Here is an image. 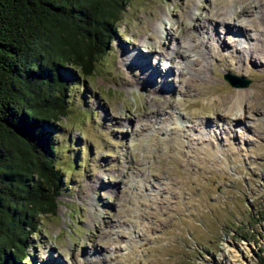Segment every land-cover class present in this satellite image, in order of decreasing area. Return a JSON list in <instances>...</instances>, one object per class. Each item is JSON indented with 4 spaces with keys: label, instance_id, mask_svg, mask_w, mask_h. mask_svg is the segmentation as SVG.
Returning <instances> with one entry per match:
<instances>
[{
    "label": "rangeland",
    "instance_id": "obj_1",
    "mask_svg": "<svg viewBox=\"0 0 264 264\" xmlns=\"http://www.w3.org/2000/svg\"><path fill=\"white\" fill-rule=\"evenodd\" d=\"M222 1L131 0L91 75L60 70L70 82L69 110L46 128L54 135L62 189L54 215L39 216L23 264H258L264 0H246L252 15L237 21L230 17L239 5L222 7ZM218 7L235 31L216 18ZM174 49L182 55L171 64L162 54ZM140 67L149 75L134 80ZM180 72L200 82L196 94H180ZM227 72L248 79V86L229 85ZM239 90L241 114L226 116ZM164 97L171 119L141 130L139 114ZM173 126L180 130L176 138ZM171 146L188 152L184 173L177 156H166ZM156 168L168 179L187 180L173 186L150 176Z\"/></svg>",
    "mask_w": 264,
    "mask_h": 264
},
{
    "label": "trees",
    "instance_id": "obj_2",
    "mask_svg": "<svg viewBox=\"0 0 264 264\" xmlns=\"http://www.w3.org/2000/svg\"><path fill=\"white\" fill-rule=\"evenodd\" d=\"M130 1L0 0V264L25 262L39 216L58 205L63 174L46 127L69 110L60 70L91 75Z\"/></svg>",
    "mask_w": 264,
    "mask_h": 264
},
{
    "label": "bare ground",
    "instance_id": "obj_3",
    "mask_svg": "<svg viewBox=\"0 0 264 264\" xmlns=\"http://www.w3.org/2000/svg\"><path fill=\"white\" fill-rule=\"evenodd\" d=\"M230 2H232V4L233 3H237L239 5V9L235 12V14H233V16L230 17L232 20L234 19V20L237 21L242 14L252 15L253 10L250 9L252 6L251 5H248L246 3V0H237V1H235V0H224V1H222V5H223L222 7L226 6ZM222 7L221 8L218 7L215 10L214 15L216 16V18L217 17L220 18V20H221L220 23L225 27V29L227 31H231V30L232 31H235V29H234L235 27H232V26L230 27V25L227 22L225 23V21H230V20L226 16V13L224 11H222ZM226 24H228V26ZM237 32L243 33V30L238 29ZM234 33H236V32H234ZM165 54L168 55L167 58L170 60L171 64L172 63H175V57H174L175 55H179V56L182 55V53L180 51H178V49H174V50L169 51V52L168 51H164V53L162 54V57H164ZM195 63H199V62L198 61L192 62V65H194ZM168 66L171 67V65H168ZM201 69H202V72L205 71V67H203ZM147 74L149 75L147 69H145L144 67H140L139 70H138V72L137 73H134V75H135V79L134 80H137V79H139L141 77H146ZM178 74L181 76V78L178 79V81L180 82L179 86H181V93L180 94L183 97H186V96L189 97L192 94H196L198 92V89H199L200 85H201L200 82L197 79L190 78L189 76H188V78H186L184 76V74H181V72L178 73ZM168 80L169 79H167V81ZM238 95H239V97L238 98L236 97L235 99H233L232 100V103H230V106L223 110V112L226 114V116L237 117L238 115L241 114V112H240V108H241V104H242L241 103V99H242L241 97L245 96V94H243V92L239 90ZM224 100H225V98L223 99V101ZM170 103H171V101L170 100H167V98L164 97V98H162V100L158 101V104H157L156 107H153V106L152 107H149L147 111L145 110L142 113H140L139 114L140 116H142V115L144 116V119L142 120V123L140 124L141 125L140 126V129L143 130V128H145V127H146V129L147 128H150L156 122H157V124L158 123L160 124V123H163V122H165L167 120H170L171 119V111L169 110ZM253 107L254 106L249 105L248 106V109L249 110H254ZM164 113H166V116L168 115L167 116L168 118L166 116H163L162 115ZM214 123H215V121H211V124L210 125L213 126ZM171 131L174 134V136H171L172 138H176V135L179 134V132H180V130H178V128L175 127V126L172 127ZM198 131H199V134L200 135L205 136L206 130H205V125H204V123L202 121H200L199 124H198ZM158 143H159V146L162 149L163 146H162L161 142L158 141ZM175 151H176L175 150V147L174 146H171V149L166 153V156L167 157H172V159L173 158L175 159V157L177 156L180 164H182V171L180 173H184V171L187 169L186 168L187 164H191V161L189 160L190 157L188 156V152L187 151H184V150H182V151L179 150L177 152H175ZM204 151H205V149H204ZM161 153H163V152H161ZM159 170L160 169L155 170L154 173L152 175H150V176H152L154 178H158V179H161V178L162 179H166V180H168V183H171V185H173V186H176L178 183L180 184L181 181H186L187 180L185 176H184L185 178H183V179H179V176H178V179H175V178L174 179H170V178L168 179V178H166V176H164V173L160 175V173H162V172H159ZM168 183H166V184H168ZM149 190L152 191L154 189H149ZM152 195H154V193ZM114 216H115V214H114ZM106 234L107 235H111L110 234V230L106 231Z\"/></svg>",
    "mask_w": 264,
    "mask_h": 264
},
{
    "label": "water",
    "instance_id": "obj_4",
    "mask_svg": "<svg viewBox=\"0 0 264 264\" xmlns=\"http://www.w3.org/2000/svg\"><path fill=\"white\" fill-rule=\"evenodd\" d=\"M223 78L226 79V81L229 83V85L234 86V87H236V86L246 87V86H248L247 84L249 83L248 79H243V78L240 79V77H238V75L235 76V75L231 74L230 72L225 73Z\"/></svg>",
    "mask_w": 264,
    "mask_h": 264
}]
</instances>
